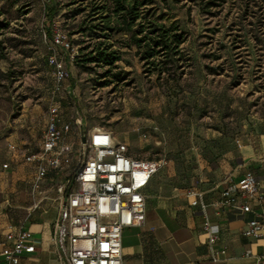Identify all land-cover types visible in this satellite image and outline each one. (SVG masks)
<instances>
[{
	"label": "rangeland",
	"instance_id": "1",
	"mask_svg": "<svg viewBox=\"0 0 264 264\" xmlns=\"http://www.w3.org/2000/svg\"><path fill=\"white\" fill-rule=\"evenodd\" d=\"M177 1L167 0L160 8L165 23L178 22L187 34L178 64L184 69L175 70L176 80L159 84L154 74L144 73L133 48H120L122 59L111 74L121 72V80L103 86L112 75L102 77L99 67L76 66L57 48L68 76L64 90L54 94L48 46L54 29L66 34L76 51L88 42V34L79 32L84 15L72 13L80 3L0 0V162L6 163L8 142L18 146L20 155L39 149L52 101L60 103L72 126L64 141L75 144L76 156L82 131L94 128L112 132L136 158L166 163L189 145L217 142L218 137V145L261 139L264 0H224L211 9H203L200 0ZM51 6L56 12L49 20L45 10ZM181 70L184 74L176 78ZM27 112L34 115L30 133L14 128Z\"/></svg>",
	"mask_w": 264,
	"mask_h": 264
},
{
	"label": "crops",
	"instance_id": "2",
	"mask_svg": "<svg viewBox=\"0 0 264 264\" xmlns=\"http://www.w3.org/2000/svg\"><path fill=\"white\" fill-rule=\"evenodd\" d=\"M33 119L34 115L27 112L14 128L30 133ZM216 139L219 142V137ZM42 140L43 135L38 150L21 155L16 154L18 146L8 142L10 154L6 163L0 162V243L10 230H25L31 234L35 251L24 254L20 264H66V257L52 241L60 203L66 197V192L61 194L58 188L71 181L81 147L76 156L75 144L65 142L64 136L59 148L71 158L70 165L50 169L34 191L36 164L27 162L25 157L40 151ZM217 142L189 145L181 156L167 161V166L151 177L144 190V223L126 228L122 234L123 264H264V238L245 234L251 215L238 208L213 205L222 190L237 183L247 171L253 172L264 194V135L257 142ZM188 190L199 192L200 203L206 207L192 206V198L186 195ZM254 210L264 212V199L254 205ZM205 223L217 236L214 243H210L204 230Z\"/></svg>",
	"mask_w": 264,
	"mask_h": 264
},
{
	"label": "built area",
	"instance_id": "3",
	"mask_svg": "<svg viewBox=\"0 0 264 264\" xmlns=\"http://www.w3.org/2000/svg\"><path fill=\"white\" fill-rule=\"evenodd\" d=\"M48 48L52 92L60 94L68 74L57 48L71 63L77 51L60 29H54ZM71 130L70 122L62 116L60 103L52 101L41 149L25 157L27 162L36 164L34 191L40 188L50 169L70 165L71 158L59 148V144ZM82 134L86 143H81V156L72 174V186L69 188L71 181L68 180L58 188L61 194L66 192V197L60 203L52 241L66 257V264H123V231L144 223V190L166 161L134 157L126 143L116 140L113 133L104 128L84 129ZM236 142L239 145V141ZM10 148L14 146L10 145ZM186 195L192 198V206L206 207L200 203L199 192L188 190ZM263 199L256 177L252 171H247L237 183L224 188L220 199L213 205L238 208L250 214L245 234L264 238V212L254 210V205L261 204ZM204 230L209 234L210 243H214L217 236L211 233L208 223H205ZM34 251L35 243L28 231L10 230L5 241L0 243V264H20L24 254Z\"/></svg>",
	"mask_w": 264,
	"mask_h": 264
},
{
	"label": "trees",
	"instance_id": "4",
	"mask_svg": "<svg viewBox=\"0 0 264 264\" xmlns=\"http://www.w3.org/2000/svg\"><path fill=\"white\" fill-rule=\"evenodd\" d=\"M166 1L77 0L81 6L72 10V13L84 15L79 24V32L88 34V42L77 51L75 65L88 69L90 66L104 69L102 77L112 75V80L102 83L107 86L121 80V72L111 74L122 59L120 48H133L145 74H154L159 84L170 77L175 79V70L183 68L178 64L183 60L182 48L187 41V34L178 22H164L165 14L160 12V8ZM200 1L203 9L221 7L224 2ZM45 11L47 18L52 20L56 9L51 6ZM187 15L190 18V8H187ZM115 35H122L123 38L114 40ZM181 71L176 78L184 74Z\"/></svg>",
	"mask_w": 264,
	"mask_h": 264
},
{
	"label": "water",
	"instance_id": "5",
	"mask_svg": "<svg viewBox=\"0 0 264 264\" xmlns=\"http://www.w3.org/2000/svg\"><path fill=\"white\" fill-rule=\"evenodd\" d=\"M82 141H83V143H86V137L85 136L82 138Z\"/></svg>",
	"mask_w": 264,
	"mask_h": 264
}]
</instances>
